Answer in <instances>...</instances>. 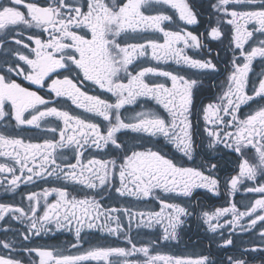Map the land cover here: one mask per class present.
Here are the masks:
<instances>
[{
	"label": "snow or ice",
	"instance_id": "obj_1",
	"mask_svg": "<svg viewBox=\"0 0 264 264\" xmlns=\"http://www.w3.org/2000/svg\"><path fill=\"white\" fill-rule=\"evenodd\" d=\"M201 7L202 3L190 0L0 2V157L5 158L0 173L11 175L4 191L17 193L21 183L34 179L60 182L40 193L22 195L20 205L0 203V222L9 221L2 229L5 239L0 240V249L7 255H0V264H25L13 253L26 254L31 264H212L208 255H169L156 248L179 242L185 218L195 212L169 197L189 198L191 203L197 189L218 194V165L210 155L197 164V139L207 137L210 153L223 145L236 154L238 173L226 181L229 196L245 181L257 185L247 186V192L264 194V183L259 182L264 180V0H209L207 13L197 10ZM168 9L186 25H198L202 14L208 24L199 34L169 30L165 22L175 21ZM208 40L226 43V51L232 52V70L216 102L202 106L201 133L190 119L200 81L158 65L174 63L215 73L218 68L212 59L185 52L206 50L211 56ZM256 61L262 69L253 80L250 73ZM17 77L38 89L46 87L50 98L22 86ZM149 77H165L171 87ZM85 85L100 92L90 93ZM141 98L158 108L142 104L139 111L126 110ZM245 107L249 111L242 116ZM28 130H35L40 141L26 138L23 133ZM161 142L170 145L174 154L161 151ZM113 191L138 202L155 200L159 210L105 206ZM52 196L54 202L49 201ZM229 214L225 223L233 231H254L259 224V241L264 245V195L243 211L232 203L205 212L203 222L216 232L223 227L220 218ZM245 218L246 225L241 223ZM10 221L23 225L11 240L7 238ZM133 223L137 229L159 226L162 232L156 240L138 246L130 235ZM53 229L74 231L71 248L77 249L76 254L62 247L28 246L33 237ZM86 231L98 232L102 238H123L130 247L96 244L81 251ZM232 244L230 236L219 247ZM244 252L264 255V246ZM227 264L247 262L230 256Z\"/></svg>",
	"mask_w": 264,
	"mask_h": 264
},
{
	"label": "flooded vegetation",
	"instance_id": "obj_2",
	"mask_svg": "<svg viewBox=\"0 0 264 264\" xmlns=\"http://www.w3.org/2000/svg\"><path fill=\"white\" fill-rule=\"evenodd\" d=\"M0 2H7V0H0ZM36 2L40 5H46L49 0H36ZM190 2H194L196 4L202 3V7L197 9L199 12L207 13L211 11V9L208 7L209 0H190ZM21 10L26 13V9H23L21 7ZM167 12L173 17L175 21L174 23L165 22L164 26L169 30L179 31L182 28L185 31L193 32V34H199L205 30V27L208 24L207 16L203 14L199 16L200 23L198 25H186L182 21H179V18L175 14L174 10L168 9ZM211 23L215 25V18H213ZM224 27L226 29L230 28V26L227 25H225ZM159 40L160 42H163L162 35L159 37ZM25 42L29 43L30 46H33L31 45V42L27 41L26 39ZM206 43H208L209 46L213 49L211 56H209L206 50L203 52H197L196 50L189 48L185 49V52L193 58L212 59L217 64L218 68V71L215 73L208 75L201 72L200 70L189 69L187 67H178L174 63L158 65V67L164 68L169 71L174 66L177 68L178 73L191 78H196L200 81L198 87L201 90L196 95L190 119L194 128L199 129L201 133L204 127L202 106L210 102H216L217 96L222 91V85L226 83L227 74L232 70L230 63L232 59V52L226 51V43L220 44L218 42L210 40L206 41ZM177 47H182V45H177ZM2 57L3 50L0 49V58ZM149 65H156V62L149 61ZM261 69V63L259 61H256L253 66V72L250 73L251 79H258V75L261 72ZM161 78L162 82L165 83L167 87H171L170 80H167L165 77ZM15 79L18 83H21L22 86H26L29 87L31 90L37 91L39 95H42L45 98H50L46 87L43 89H38L35 86L28 85L27 82L23 81L22 78L17 77ZM149 79L151 80L152 77H149ZM85 87H87V90L90 93H92L93 91L97 93L100 92L98 88H94L93 86L85 85ZM250 89L251 83L249 85V90ZM105 95H108L110 97V94ZM111 99L114 100V98ZM142 104L149 108H158V106L155 105L153 101H145L143 98H141L137 102V104L126 106V110L131 111L132 109H135L139 111L140 105ZM159 111L164 116H167V113L164 112L162 108H160ZM248 111L249 109L245 107L240 113V115L244 116L248 113ZM12 123L14 124V121ZM23 135L26 138L31 137L33 142L40 141V137L38 136L35 130H28L24 132ZM159 147L161 151H163L166 155L174 154V149H172L170 145H166L161 142ZM196 153L198 165L209 155L212 157L211 162L216 163L218 165V168L215 171V176L216 178H218L219 181L218 194L214 195L213 193L208 192L205 189H197L194 191L193 196L190 198L191 203H187V200L189 198L169 197L168 199H170L171 202L181 203V206H187L189 211L195 208V212L194 214L185 218L186 223L182 226L179 232V242L172 241L168 244H160L157 246L156 250L161 252L162 254L181 255L192 258H197L201 255H208L210 256L212 264H227L228 257L230 256L235 259H243L247 262V264H264V255L260 253L244 252L245 248H251L254 246H264L260 245L259 241V224L257 225V228L254 231L241 232L239 228L233 231L231 225H227L225 223V221L231 219V214H229L226 217L220 218V224L223 225V227L218 228L216 232H211L208 229V225L203 222V213L205 212L211 214L214 213L217 209L227 207L232 203H235L238 209L240 211H243L245 210L246 205H250V203L254 202L255 199L261 198V196L264 194L247 192L245 190L247 186L257 185L253 184L251 181H245L243 184L238 185V191L235 194L229 196L227 192L228 185L226 184V181L229 180L231 176L236 175L238 173V158L235 153H230L228 149H225L223 147V145L219 146V150L210 153L207 148V137L204 136L203 141L197 139ZM175 155L179 156V153H175ZM0 162H5V158L0 157ZM9 179H11L10 174L0 173V203L20 205L22 195L26 196L29 192L40 193L43 191V189L58 186V184L60 183L54 180L45 182V180L43 179H34L33 182L27 185L21 183L20 187L17 189V193H11L4 191V186L7 185V181ZM259 182L264 183V180H261ZM54 200L55 196L49 197L50 202H54ZM197 202H199L198 205ZM23 203L24 206L27 207L26 199L23 201ZM42 204L43 201H41V205ZM104 204L105 206L115 207L126 206L131 208L133 211H158L160 207L158 202H156L155 200L138 202L130 197H118L114 191L111 197L104 200ZM137 219H139V217H137ZM247 222V218L241 221V223L245 225L247 224ZM8 223V220H6L5 222H0V240L5 239V232L2 229L6 227ZM123 223L125 230L128 231V221L125 219ZM212 223H216V221H212ZM10 224L12 226V230L7 233V238L9 240L12 239L15 230L23 229V225L18 224L16 221H10ZM161 232L162 229L159 226H155L153 229H137L135 223H133L131 226L130 235L139 246L141 244L147 243L150 240H156L161 234ZM82 236L84 237L85 243L83 244V248L80 249L81 251L87 250L90 245L96 244H102L113 247H130V245L125 244L123 238H102L101 234L98 232L87 233L86 231L85 233H82ZM230 236L233 240V244L226 248L219 247V245L223 244V241L229 238ZM74 242V231L62 230L56 232L53 229L52 232L44 233L39 237H33L30 243H25H28L29 247L34 248L62 247L66 251H70L72 254H76L77 249L71 248V244ZM0 255H7V253L4 250L0 249ZM13 256L18 259L23 258L25 264H31V258L24 253H13ZM140 258L143 259V257ZM36 259L38 260V258ZM86 264H96V262L90 261L86 262Z\"/></svg>",
	"mask_w": 264,
	"mask_h": 264
},
{
	"label": "rangeland",
	"instance_id": "obj_3",
	"mask_svg": "<svg viewBox=\"0 0 264 264\" xmlns=\"http://www.w3.org/2000/svg\"><path fill=\"white\" fill-rule=\"evenodd\" d=\"M176 16V15H175ZM170 71H174V72H177L178 70H177V68L176 67H174L173 66V68H171V70ZM151 80H154V81H156V82H162V78L161 77H152V79Z\"/></svg>",
	"mask_w": 264,
	"mask_h": 264
}]
</instances>
